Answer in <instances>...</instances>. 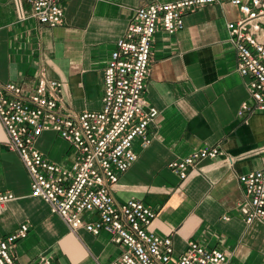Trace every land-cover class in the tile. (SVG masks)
I'll list each match as a JSON object with an SVG mask.
<instances>
[{
	"label": "crops",
	"instance_id": "0c3cea01",
	"mask_svg": "<svg viewBox=\"0 0 264 264\" xmlns=\"http://www.w3.org/2000/svg\"><path fill=\"white\" fill-rule=\"evenodd\" d=\"M152 1L177 0H65L64 23L50 28L31 18L26 4L21 17L16 0H0V83L15 82L29 92L45 73L63 83L65 110L100 111L111 51L136 9ZM240 17L231 4H212L188 14L175 34L157 32L146 90L147 103L159 111L149 127L153 141L146 149L136 147L138 159L112 195L119 203L137 199L152 207L157 217L151 229L172 237L176 255L196 240L224 250L228 264H264V224H247L237 211L243 197L239 177L261 165L258 150L264 147V113L238 116L250 97L227 26ZM7 142L0 123V193L17 197L0 211V235L24 222L31 226L14 248L19 263L116 258L122 249L109 234H73L46 202L31 196L29 174ZM36 146L53 162H72L71 144L54 131H45ZM204 146H220L234 161L203 160L182 181L169 164Z\"/></svg>",
	"mask_w": 264,
	"mask_h": 264
},
{
	"label": "built area",
	"instance_id": "2783aa9c",
	"mask_svg": "<svg viewBox=\"0 0 264 264\" xmlns=\"http://www.w3.org/2000/svg\"><path fill=\"white\" fill-rule=\"evenodd\" d=\"M21 17L23 4L30 17L53 28L64 23L65 0H16ZM231 4L241 17L228 24V42L237 56V72L246 80L249 100L238 116L247 120L264 113V0L152 1L139 6L127 30L111 51L103 72L104 96L100 111L77 113L65 110L63 83L41 73L27 92L15 82L0 83V123L8 136L7 147L25 166L31 196L46 202L73 234L84 229L94 236L106 232L121 246L109 263L95 264H228L224 250L208 248L196 240L175 254L171 236L155 233L151 226L156 211L141 200L119 203L112 189L137 161L138 151L153 141L149 127L159 115L146 101L153 43L157 32L175 34L186 25L188 14L212 4ZM45 131H54L72 146V162L58 164L36 146ZM261 165L239 177L243 197L237 211L247 224H264V147ZM234 157L220 146H204L176 159L169 168L184 181L203 160ZM17 197L0 193V211ZM226 219V217H224ZM31 226L24 222L13 233L0 235V264H20L14 255ZM49 257L40 264H51Z\"/></svg>",
	"mask_w": 264,
	"mask_h": 264
}]
</instances>
